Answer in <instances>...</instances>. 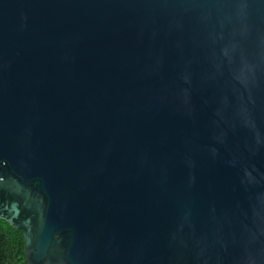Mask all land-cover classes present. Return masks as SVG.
I'll return each mask as SVG.
<instances>
[{
	"label": "water",
	"instance_id": "obj_1",
	"mask_svg": "<svg viewBox=\"0 0 264 264\" xmlns=\"http://www.w3.org/2000/svg\"><path fill=\"white\" fill-rule=\"evenodd\" d=\"M0 219L28 264H264V0H0Z\"/></svg>",
	"mask_w": 264,
	"mask_h": 264
},
{
	"label": "trees",
	"instance_id": "obj_2",
	"mask_svg": "<svg viewBox=\"0 0 264 264\" xmlns=\"http://www.w3.org/2000/svg\"><path fill=\"white\" fill-rule=\"evenodd\" d=\"M0 264H28L24 231L14 228L4 219H0Z\"/></svg>",
	"mask_w": 264,
	"mask_h": 264
}]
</instances>
